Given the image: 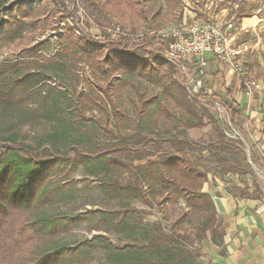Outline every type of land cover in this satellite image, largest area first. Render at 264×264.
<instances>
[{"label": "rangeland", "instance_id": "obj_1", "mask_svg": "<svg viewBox=\"0 0 264 264\" xmlns=\"http://www.w3.org/2000/svg\"><path fill=\"white\" fill-rule=\"evenodd\" d=\"M90 1L100 5L105 22L102 25L98 24L82 7L81 2L75 0L76 14L80 18L79 26L96 41H103L106 35H109L111 40L122 36L128 47L143 41L145 35L151 37L156 32L158 35L174 36L190 27H201L215 21L231 23L237 34L236 42L246 43L251 47L252 52L244 54L239 60L241 65L239 74L242 77H252L262 86V91L253 96L255 106L252 108V104H249V109L243 110V105L239 106L234 101L223 98L222 92L219 94L217 91L214 95H206L205 92L194 96L188 94L200 108L207 111L215 123H210L204 118L203 127L186 129L188 116L165 98L157 84L144 79L137 80L136 77L119 72H110L107 69L105 73H99L92 68L90 60L82 57L79 52H64V42L60 38L62 30L73 27L74 22L71 16L59 20L62 14L54 8L50 0L34 2L9 0L5 11L9 7L13 11L14 7L21 5L29 9L30 13L24 17L16 14L22 24L20 28L5 33L0 27V62L19 61L20 57L29 63L43 62L48 73L46 85L66 93V100H61L64 108L61 113L57 112V116L61 115L66 124L64 137L55 134L56 131L50 123L44 121L33 128L21 131L20 140L34 146L60 148L71 141H79L87 149L107 143L116 135L137 133L151 138L161 136L169 139L177 132H185L192 141H203L206 144L195 152L196 156L201 152L210 162L216 156L224 157L225 166L239 167L230 174L219 171L209 190L219 187L229 192V187L234 183L236 187L247 188L264 200V151L260 152L256 145L249 141L248 131L241 125L246 116H250V112L260 119L264 115V0ZM241 14L250 17L237 23ZM6 17L13 20V17L3 16ZM243 21L245 26L241 25ZM184 77L185 75L181 76L176 72L173 75L176 81L183 84ZM108 84L112 100L122 114L112 113L108 105L105 113L104 110L95 108L83 100V95L89 94L97 101L101 93L98 86L104 88ZM135 84L144 97L143 107L138 106ZM203 84L202 81V88ZM218 86L220 85L217 84L216 89ZM228 87L230 89V85ZM52 95L56 96L54 92ZM75 97H78L76 102L73 101ZM217 101H220L218 107L213 105ZM218 108L223 110L221 114ZM221 118L226 119V122H229L244 139V144L234 143V148L229 152L210 148L211 143L217 140L218 133L224 130L226 122ZM190 122L195 124L196 120L191 119ZM137 163L135 161L134 165ZM210 165L216 168L215 164ZM116 174L113 168L98 171L79 167L58 176V180L71 192L65 203L55 204L53 209L70 216L79 215L85 219L82 223L72 224L67 231L61 232L56 238L60 243L73 244L84 238L91 239L93 235L104 237L111 245H123L127 249L140 246L141 242L145 256L154 259L156 248L148 243L150 240L154 241L156 226L159 225L163 233L174 238L173 247L196 250L198 255L192 259L191 264H222L221 258L225 253L223 244L216 235H212L211 238L202 233L204 219L185 207L182 199L165 204L157 203L156 198L150 201V204L130 197L121 201L113 200L103 191L101 185ZM130 174L131 170H126L123 178L129 177L134 180ZM208 178L211 179V175H208ZM205 185L202 187L203 192H207L204 189ZM122 204L135 210L129 214L128 223L124 227H113L111 224L101 222V217H109V211L117 209ZM216 228L217 232L221 231L218 217ZM42 244L43 241L38 245L32 242L31 249L37 251L36 245ZM103 244L99 242L90 249L91 252L87 251L90 252L88 256L93 257L95 261L86 262L80 257L73 256L69 264H105L100 251Z\"/></svg>", "mask_w": 264, "mask_h": 264}, {"label": "trees", "instance_id": "obj_2", "mask_svg": "<svg viewBox=\"0 0 264 264\" xmlns=\"http://www.w3.org/2000/svg\"><path fill=\"white\" fill-rule=\"evenodd\" d=\"M50 1L62 14L59 20L71 16L74 22L73 27L62 30L60 38L64 42V52H79L99 73H105L107 69L157 84L165 98L188 116L186 129L203 127L204 118L215 123L207 111L189 97L185 85L173 78L176 65L165 59L172 36L161 37L156 32L151 37L145 35L143 41L131 47L122 36L111 40L106 35L103 41H96L79 26L75 0ZM79 1L98 24L105 22L98 3ZM8 3L9 0H0V27L5 33L21 27L16 14L24 17L30 13L21 5L14 7L13 11L10 7L5 11ZM4 15L13 17V20L3 18ZM249 17L241 14L237 23ZM20 58L19 61L0 62V264H69L73 256L93 262L94 258L88 255L99 242L104 243L100 251L105 264H191L192 259L197 257L194 249L173 247L174 238L163 233L159 225L156 226L154 241L148 243L156 248L154 259L145 256L141 242L140 246L127 249L93 235L91 239L84 238L73 244L60 243L56 238L61 232L67 231L72 224L85 221L79 215L70 216L53 209V205L65 203L71 192L58 180V176L79 167L98 171L115 169L116 176L101 185L113 200L130 197L150 204L156 198L157 203L165 204L182 199L185 207L204 219L202 233L211 238L216 235L223 244L224 233L222 230L217 232L216 228L217 212L210 195L203 192L202 187L204 184L212 185L219 171L230 174L239 167L225 166L224 157L216 156L210 162L201 152L196 156L195 152L206 144L192 141L185 132H177L169 139L137 133L116 135L107 143L87 149L79 141H71L61 148L23 142L20 140L21 131L44 121L50 123L55 134L64 137L66 124L57 112L61 113L64 108L61 100H66V93L46 85L48 73L45 63H29ZM134 86L138 106L143 107L144 97L137 84ZM98 88L101 93L97 101L89 94H84L83 100L105 113L108 105L112 113L122 114L112 100L110 84ZM53 92L57 97H53ZM77 98L73 101L76 102ZM191 119L196 120L195 124L190 122ZM234 143L240 144L219 132L210 148L229 152ZM242 154L246 157L244 151ZM135 161L138 162L136 165ZM129 169L134 180L123 178V173ZM231 190L244 198L257 196L235 185H231ZM131 212L135 210L122 204L117 209H111L109 217H101L100 220L106 225L124 227ZM40 241L43 244L37 246ZM32 242L37 244V251L31 249Z\"/></svg>", "mask_w": 264, "mask_h": 264}, {"label": "crops", "instance_id": "obj_3", "mask_svg": "<svg viewBox=\"0 0 264 264\" xmlns=\"http://www.w3.org/2000/svg\"><path fill=\"white\" fill-rule=\"evenodd\" d=\"M241 25L245 26L244 21ZM192 66L189 65L190 68ZM201 79L206 95H214L215 91L219 94L222 92L223 98L226 97L239 106L243 105V110H248L249 104H252V108L255 106L254 98L248 100L242 94L238 78L234 77L224 64L211 56L206 58V65L201 70ZM217 84L220 86L216 89ZM241 125L257 144L264 145V120L250 112V116H246ZM209 186L211 185L206 184L204 189L212 199L224 233L225 253L221 263L264 264V200L259 196L241 197L231 190V186L229 192L219 187L211 191ZM247 191L252 194L249 189Z\"/></svg>", "mask_w": 264, "mask_h": 264}, {"label": "built area", "instance_id": "obj_4", "mask_svg": "<svg viewBox=\"0 0 264 264\" xmlns=\"http://www.w3.org/2000/svg\"><path fill=\"white\" fill-rule=\"evenodd\" d=\"M231 23L215 21L201 27H190L182 33L176 34L167 46L165 59L176 65V73L184 77V85L189 95L204 93L202 88L201 70L206 65V58L211 56L224 64L232 74H236L242 88V94L248 99L262 91V86L252 77H242L240 73V58L250 53L251 47L246 43L238 44L235 40L237 34ZM161 37H167L159 35ZM189 65H193L192 68ZM220 101L214 102L218 107ZM220 114L223 110L218 108ZM223 122L226 119L221 118ZM225 125L227 127H225ZM224 125L223 134L227 139L244 144L240 133L229 122ZM249 141L256 145L260 152L264 145L257 144L251 135Z\"/></svg>", "mask_w": 264, "mask_h": 264}]
</instances>
